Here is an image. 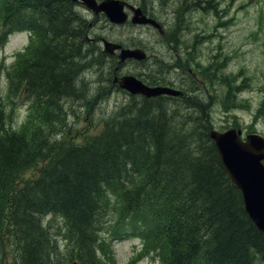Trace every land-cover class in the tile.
<instances>
[{
  "label": "trees",
  "instance_id": "trees-1",
  "mask_svg": "<svg viewBox=\"0 0 264 264\" xmlns=\"http://www.w3.org/2000/svg\"><path fill=\"white\" fill-rule=\"evenodd\" d=\"M28 6L35 11L34 3ZM2 7L8 31H38L45 22L24 17L23 0H4ZM52 9L46 31L71 28L53 21L68 13ZM64 42V49L61 40L56 48L43 44L20 55L9 71L10 91L23 95V88L31 89L38 125L28 116L21 128L11 126L0 91V250L14 241L17 264H107L99 231L113 195L123 219L146 233L147 247L162 264H264V234L222 166L209 136L210 114L203 109L190 129L188 115L168 101L134 97L128 110L95 133L59 128L67 113L62 99L83 98L81 72L104 58L93 59L78 45L69 52ZM50 215L63 221L64 253L42 223ZM3 255L0 264H8Z\"/></svg>",
  "mask_w": 264,
  "mask_h": 264
},
{
  "label": "rangeland",
  "instance_id": "rangeland-1",
  "mask_svg": "<svg viewBox=\"0 0 264 264\" xmlns=\"http://www.w3.org/2000/svg\"><path fill=\"white\" fill-rule=\"evenodd\" d=\"M212 3L215 10L204 9L194 13L192 21H189L190 16L186 19L189 24L185 30L186 40L192 42L194 35L197 39V66L192 62L191 67L199 73V80L190 82L191 95L187 101L169 104L194 116L192 104L200 101L202 108L208 110L214 129L237 128L245 134L257 133L264 137V0H212ZM163 6L174 8V4L167 1ZM86 17L96 27L95 34L124 44L140 41L139 29L114 27L104 19L94 20L89 14ZM31 45L28 34L17 32L9 35L0 49V91L7 99L10 124L15 128H21L28 116L39 124V117L31 105L33 99L24 93L10 91L9 70L20 53ZM120 71L136 74L140 66L126 64ZM86 74L83 80L87 85L85 99L77 104L74 100L64 103L65 123L59 126L67 127L66 130L76 135L95 133L104 121L114 119L132 103L123 91L112 86L113 67L95 66ZM118 206L117 198L111 195L99 231L103 243L100 256L109 264H159L157 254L151 250L145 252L144 238L137 230L122 236L124 230L129 231V224L136 227V223L130 219L126 222ZM45 221L53 228L55 241L64 253L67 237L61 229L62 220L49 216ZM115 237L121 238L116 240ZM13 243L6 244L4 252L0 250L1 255L4 253L3 262L8 264H17L18 251ZM140 252H145L146 256L134 259Z\"/></svg>",
  "mask_w": 264,
  "mask_h": 264
},
{
  "label": "water",
  "instance_id": "water-1",
  "mask_svg": "<svg viewBox=\"0 0 264 264\" xmlns=\"http://www.w3.org/2000/svg\"><path fill=\"white\" fill-rule=\"evenodd\" d=\"M83 4L95 13L105 12L108 18L115 23L126 22L127 16L123 13L124 3L121 1L106 0L97 6L95 0H82ZM145 20H133L144 22ZM121 46L104 41V53L112 54ZM143 57L139 50H122L119 57L124 60L128 57ZM122 88L132 93H143L154 96L163 93L179 95L177 91L169 89H149L132 77H124L120 82ZM216 147L222 157L226 171L235 182L236 186L243 192L246 211L251 220L264 233V139L257 135L248 137L243 143L234 130L220 134L215 131L211 133Z\"/></svg>",
  "mask_w": 264,
  "mask_h": 264
},
{
  "label": "flooded vegetation",
  "instance_id": "flooded-vegetation-1",
  "mask_svg": "<svg viewBox=\"0 0 264 264\" xmlns=\"http://www.w3.org/2000/svg\"><path fill=\"white\" fill-rule=\"evenodd\" d=\"M98 3H101L103 0H96ZM126 2H128V4L134 6V7H138L142 10L143 14H146L147 16L151 17V18H155L156 20H158V22H160L161 24L164 23L166 24L169 21V16H168V12H164V13H159V4L152 1L153 5L150 6L149 3H146V0H125ZM62 5H67L73 9H75L76 7H78L79 9L81 8V4L79 2H73L72 0H62ZM88 12L85 11L83 13H80L82 15V17L85 20H88L86 17V14ZM101 16H98L97 18H101ZM104 17V16H103ZM96 17H94L95 19ZM93 30V27H91ZM96 29V27H94ZM94 31V30H93ZM156 31V30H155ZM152 31L149 34V37L147 38V41L152 43V44H158L160 42V38H162L163 36L159 35L157 36L156 33H158L157 31ZM104 37H101L99 40L101 41ZM164 56H166L165 60L167 62H170L173 60L174 55L171 53L170 50H167L164 54ZM188 60V59H187ZM186 60V61H187ZM177 63H174V66H177ZM175 78V77H174ZM174 78H170L169 79V85H176L175 83V79Z\"/></svg>",
  "mask_w": 264,
  "mask_h": 264
},
{
  "label": "bare ground",
  "instance_id": "bare-ground-1",
  "mask_svg": "<svg viewBox=\"0 0 264 264\" xmlns=\"http://www.w3.org/2000/svg\"><path fill=\"white\" fill-rule=\"evenodd\" d=\"M87 56H88V55H87ZM75 57H76V56H75ZM84 57H85V56H84ZM83 59H85V58H83ZM81 60H82V59H81ZM108 80H109V79H108ZM108 85H109V84H108ZM109 86H110V85H109ZM109 86H108V87H109ZM109 92H110V91H109ZM225 93H226V92H225ZM107 94H108V93H107ZM110 94H111V93H110ZM102 99H103V98H102ZM133 102H134V101H133ZM154 102H155V101H154ZM145 104H147V103H145ZM153 104H154V103H153ZM153 104H152V105H153ZM159 104H160V103H159ZM135 106H136V105H135ZM148 107H149V106H148ZM157 107H158V106H157ZM157 107H156V109H157ZM159 107H160V106H159ZM159 107H158V108H159ZM207 108H208V107H207ZM153 109H154V108H153ZM140 110H141V109H140ZM164 110H165V109H164ZM146 111H147V110H146ZM150 111H151V109H150ZM156 111H157V110H156ZM156 111H155V112H156ZM159 111H161V113L163 112V110H159ZM165 111H166V110H165ZM165 111H164V112H165ZM168 111H169V110H168ZM171 111H172V110H171ZM171 111H170V112H171ZM143 112H144V111H143ZM170 112H169V113H170ZM141 113H142V112H141ZM159 113H160V112H159ZM147 114L149 115V113H147ZM147 114L145 113L146 116H148ZM154 114H155V113H154ZM150 115H152V114H150ZM176 115H177V114H176ZM153 116H154V115H153ZM156 116H157V115H156ZM149 117H150V116H149ZM160 117H161V116H160ZM160 117H159V119H160ZM155 118H156V117H155ZM196 118H197V117H196ZM203 118H204V117H203ZM156 119H157V118H156ZM156 119H155V120H156ZM165 119H166V118H165ZM150 120H151V119H150ZM157 120H158V119H157ZM194 121H195V120H194ZM182 125H183V124H182ZM201 125H202V124H201ZM108 126H109V125H108ZM166 126H167V125H166ZM184 126H185V125H184ZM171 128H172V127H171ZM178 130H179V129H178ZM207 130H208V129H207ZM162 131H163V130H162ZM166 131H167V130H166ZM190 131H191V130H190ZM158 132H159V130H158ZM163 132H164V131H163ZM161 133H162V132H161ZM161 133H160V134H161ZM167 133H168V132H167ZM162 134H163V133H162ZM182 135H184V134H182ZM121 136H122V135H121ZM186 136H187V135H186ZM186 136H185V137H186ZM190 136H191V135H190ZM188 137H189V136H187L186 139H189ZM120 138H121V137H120ZM181 138H182V137H181ZM191 138H192V140H193L194 137H191ZM121 139H122V138H121ZM184 140H185V138H184ZM119 141H120V140H119ZM180 142H184V141H180ZM184 143H185V142H184ZM181 146H183V145H181ZM190 146H191V145H190ZM197 146H198V145H196V148H198ZM163 147H164V146H163ZM145 148H146V147H145ZM194 148H195V147H194ZM142 149H143V148H142ZM143 150H145V149H143ZM199 150H200V149H199ZM159 152H160V150H159ZM192 152H193V151H192ZM162 153H163V152H162ZM162 153H161V155L163 156ZM164 153H165V152H164ZM193 153H194V152H193ZM167 154H168V153H167ZM167 154H166V155H167ZM149 155H150V154H149ZM163 157H164V156H163ZM163 157H162V158H163ZM165 157H166V156H165ZM170 157H171V156H170ZM150 158H151V156H150ZM148 159H149V157H148ZM148 159H147V160H148ZM163 160H164V159H163ZM167 160H168V159H167ZM172 160H173V159H172ZM160 161H161V160H160ZM169 161H171V160L169 159ZM143 162H144V160H143ZM145 162H147V161H145ZM162 162H163V161H162ZM176 162H177V161H176ZM176 162H175V164H176ZM160 163H161V162H160ZM165 163H166V162H165ZM172 163H173V162H172ZM179 163H180V162H179ZM179 163H178V164H179ZM128 164H129V163H128ZM130 165H131V164H130ZM159 165H160V164H159ZM172 165H174V164H172ZM172 165H171V163H170V167H171V168H173ZM179 165H180V164H179ZM162 166H167V165H166V164H165V165L162 164ZM175 166H176V165H175ZM157 167H158V166H157ZM159 167H160V166H159ZM178 167H180V166H178ZM160 168H161V167H160ZM160 168H159V169H160ZM175 168H177V167H175ZM180 168H182V165H181ZM157 169H158V168H157ZM157 169H155V170H157ZM162 169H163V168H162ZM178 169H179V168H178ZM159 171H160V170H159ZM175 171H176V170H175ZM175 171H174L173 173H176V172H177V171H176V172H175ZM125 172H126V171H125ZM178 173H181V172L178 171ZM178 173H176V174L178 175ZM123 174H124V173H123ZM126 174H127V173H126ZM127 175H128V174H127ZM123 176H124V175H123ZM144 185H145V184H144ZM187 221H188V220H187ZM258 230H259V229H258ZM207 236H208V235H207Z\"/></svg>",
  "mask_w": 264,
  "mask_h": 264
}]
</instances>
